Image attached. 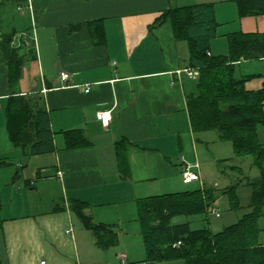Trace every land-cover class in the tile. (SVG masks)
<instances>
[{
	"label": "crops",
	"instance_id": "1",
	"mask_svg": "<svg viewBox=\"0 0 264 264\" xmlns=\"http://www.w3.org/2000/svg\"><path fill=\"white\" fill-rule=\"evenodd\" d=\"M32 2L36 54L26 63L17 91L42 97L57 132V149L27 156L10 141L5 108L11 88L0 53V161L11 163L0 169V175H12L14 183L10 189L0 185V260L2 264L109 263L103 252L114 246L104 250L96 245L91 231L72 211L73 200L86 203L95 222L122 225L137 220L139 198L184 191L188 184L213 187L219 174L236 162L231 143H224L218 131L193 130L186 96L194 91L195 80L184 71L189 68L188 46L175 39L169 16L161 24H155L157 18L169 8L214 4L219 26L210 51L226 55L228 35H264V14L240 16L236 0ZM93 22L104 27L103 44L92 37ZM214 42L221 43V52L214 50ZM254 60L262 66L249 68ZM236 65L243 66L241 75L255 76L247 82L248 89L264 87V57L242 58ZM61 72L70 73L65 83ZM102 112L110 115L107 126L100 120ZM71 129H81L90 143L65 148L63 131ZM120 140H124L121 160L116 150ZM226 158L231 162L222 164ZM186 167L198 173L199 180L184 183ZM47 186L57 187L63 202L42 210L24 187ZM12 191L26 201L22 209L12 200L17 213L8 215L2 199ZM259 226L264 242V215ZM123 250L119 264H143L146 259L130 261L132 252Z\"/></svg>",
	"mask_w": 264,
	"mask_h": 264
},
{
	"label": "trees",
	"instance_id": "2",
	"mask_svg": "<svg viewBox=\"0 0 264 264\" xmlns=\"http://www.w3.org/2000/svg\"><path fill=\"white\" fill-rule=\"evenodd\" d=\"M8 1L0 0V53L7 66L11 94L5 108L6 129L10 141L19 146L27 156L56 151L55 135L47 110L39 95H21L19 82L28 60L35 57L36 47L30 29L17 41L15 27L8 31L1 12ZM18 5L26 0H14ZM240 16L264 14V0H236ZM172 20L174 36L185 42L189 50V68H198L195 89L187 93V107L193 130H216L222 140L232 145V158L253 157L260 174L243 176L223 194L230 198V207L242 208L237 187L245 183L251 188L248 209L234 223L214 232L209 226L192 229L189 222L172 223L177 215L206 214L217 199L213 187L149 196L137 200V220L140 223L147 257L143 264L153 261L183 259L185 264H264V242L260 241L259 220L264 215V143L257 134L259 124H264V87L252 90L246 84L253 75H236V64L242 58L264 57V35L230 34L229 52L213 55L211 41L217 36L219 23L214 4L202 3L169 8L156 20ZM91 24L92 37L97 44L105 42L104 27ZM210 53V54H209ZM65 148H77L90 142L81 129L63 131ZM124 140L117 141L116 150L121 160ZM232 158L222 160L231 162ZM11 164L0 161V169ZM233 169L241 170L238 166ZM245 181V182H244ZM72 211L83 226L91 231L96 245L108 249L118 244L115 225L95 222L80 200L71 202ZM0 199V211H1ZM0 221H2L0 219ZM181 241L179 246L174 244ZM0 264H2L0 260Z\"/></svg>",
	"mask_w": 264,
	"mask_h": 264
},
{
	"label": "rangeland",
	"instance_id": "3",
	"mask_svg": "<svg viewBox=\"0 0 264 264\" xmlns=\"http://www.w3.org/2000/svg\"><path fill=\"white\" fill-rule=\"evenodd\" d=\"M22 5H23V9L18 10V4L14 0H11L8 1L7 4L1 9V12L3 13L4 16L3 24L5 25V29L11 31L12 28L15 27L17 30L15 36L16 39L20 37L21 32L23 30L26 29L32 30L31 19H30L29 10L27 8V4L24 2ZM221 48L222 46L220 42H216V43L214 42V50H216L217 52H221L222 50ZM249 63H251L249 66V68L251 69L257 67L258 64L259 67L262 66L263 64L257 60L251 61ZM243 70H244L243 66L236 65V75L240 76L243 73ZM254 78L255 76L253 75V77L249 79L248 82ZM257 134L260 141L264 143V124L258 125ZM224 143H227L228 145L230 142L227 141ZM232 164L241 167V170L238 171L237 169L229 168L225 174L222 173L219 174V176L215 181L217 182V185L215 184L213 186L216 190L217 199L213 203L211 208H214L215 212L218 211L221 214L220 216H216L212 212L208 213V218L206 214L189 215V216L177 215L173 217L172 223L177 224V223L189 222L192 229H198L204 226H209L214 232H217L222 230L225 226L236 222L248 209V204L251 200V188L245 183L237 187V194L240 197V201L242 204V208L239 210L231 209L230 198L228 195H224L222 193V190L227 186L233 185L238 180V178H241L243 176L256 177L257 175L260 174V171L256 166H254L252 156L236 157V162L231 163V165ZM8 169L10 168H4L2 171H6V170L8 171ZM0 177H1L0 180L1 186L8 187L9 189L13 187L14 183L12 182V175L2 172ZM22 185H24L23 182ZM197 186H198L197 184L183 185L184 189L182 190L194 189L197 188ZM24 188L26 189L27 191L26 193L30 197V199L34 200L33 203L34 204L37 203V205L42 207L41 208L42 210H47V208H49L52 203L56 204V202L57 203L63 202V199L61 198V195L59 194V189L57 187L47 186L45 190H43L42 187L39 190L30 189L31 187H24ZM12 196H15V193L13 191L10 192L9 194H6L5 197L2 199L3 205H5V209H6L5 214L8 215L17 213L14 206L11 204L12 200L17 205L21 204L22 209H23V203L24 201H26L25 200L26 197L19 198L20 196L18 197L17 196L12 197ZM77 221H79V219H77ZM115 229L118 231V234L120 235L119 243L116 246L110 248L109 250L103 252L109 262L106 263L105 261V263L103 264H119L120 263L119 255L122 251H124L123 250L124 248H127L130 251V253L132 252L131 256L129 255L130 261L133 260V258L139 260L147 257L146 248L144 246L143 240L140 235L141 226L137 220L124 222L122 223V225L115 226ZM0 241H1V232H0ZM93 247H95V244H93ZM151 264H185V261L183 259H179L173 261L171 260V261H163V262H153Z\"/></svg>",
	"mask_w": 264,
	"mask_h": 264
},
{
	"label": "built area",
	"instance_id": "4",
	"mask_svg": "<svg viewBox=\"0 0 264 264\" xmlns=\"http://www.w3.org/2000/svg\"><path fill=\"white\" fill-rule=\"evenodd\" d=\"M28 4H27V8L29 10V14L31 16V28H32V38L34 39L35 42V29H36V13L34 11V5L32 0H27ZM19 10H22L23 7L22 5L19 6L18 8ZM24 12V11H22ZM27 33L23 32L21 34V36H25ZM210 54V53H209ZM184 71L187 73V75L191 78V79H197L199 77V70L198 68H186L184 69ZM70 77V73L68 72H61L60 73V78L61 80L65 83L67 82V80ZM86 91H89V89H86ZM100 120L102 122V125L107 126L110 122V115L108 112H102L99 115ZM182 177H183V181L184 183H191L193 181L199 180V174L196 172H193L192 170H190L189 167H186L183 171H182ZM209 212H212L213 214H215L216 216H220V213L218 211L215 212L214 208H209ZM181 244V241H178L174 244L175 246H179ZM41 264H45V261H41Z\"/></svg>",
	"mask_w": 264,
	"mask_h": 264
}]
</instances>
